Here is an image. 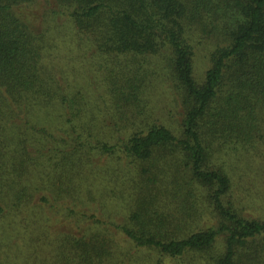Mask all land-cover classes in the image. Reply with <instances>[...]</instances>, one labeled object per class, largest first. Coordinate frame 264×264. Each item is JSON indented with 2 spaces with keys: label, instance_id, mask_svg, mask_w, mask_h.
Listing matches in <instances>:
<instances>
[{
  "label": "trees",
  "instance_id": "1",
  "mask_svg": "<svg viewBox=\"0 0 264 264\" xmlns=\"http://www.w3.org/2000/svg\"><path fill=\"white\" fill-rule=\"evenodd\" d=\"M237 153L264 158V0H0V264H264Z\"/></svg>",
  "mask_w": 264,
  "mask_h": 264
},
{
  "label": "rangeland",
  "instance_id": "2",
  "mask_svg": "<svg viewBox=\"0 0 264 264\" xmlns=\"http://www.w3.org/2000/svg\"><path fill=\"white\" fill-rule=\"evenodd\" d=\"M203 53L205 54V52ZM205 64L206 56L199 55L197 66L198 76L202 75ZM90 78L92 81H95L97 78H99V76L90 74ZM163 81L164 79H162L158 88L161 86V83ZM168 95L170 96V94ZM156 97H160L159 94H157V96L155 95V98ZM169 100L170 97L166 98L163 95V101L161 100L159 103H157L156 108H158L159 114H161L165 118L167 123H170L171 125H173V127H175L178 125V117L169 116V113L167 111V108H171L170 106H168ZM241 154L242 153H237V155L232 156L228 159V162L231 163V166L234 163L238 166L235 169V172L238 173V176H245L243 177V179H240L238 181V187L241 190L238 191L237 196L240 197V203L243 205L246 214L252 216H261L264 218V158L262 157L261 159L259 158L257 161H254L250 160L248 156H243ZM224 155L226 156V158H228L226 155V151L224 152ZM176 209L177 203L173 202L172 210L177 211ZM51 221L53 220H48L45 223H49Z\"/></svg>",
  "mask_w": 264,
  "mask_h": 264
}]
</instances>
